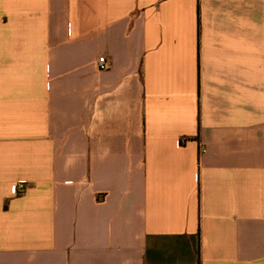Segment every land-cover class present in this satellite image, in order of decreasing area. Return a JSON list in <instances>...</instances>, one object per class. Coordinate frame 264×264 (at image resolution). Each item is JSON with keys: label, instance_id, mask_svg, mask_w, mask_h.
<instances>
[{"label": "crops", "instance_id": "1", "mask_svg": "<svg viewBox=\"0 0 264 264\" xmlns=\"http://www.w3.org/2000/svg\"><path fill=\"white\" fill-rule=\"evenodd\" d=\"M0 264H264V0H0Z\"/></svg>", "mask_w": 264, "mask_h": 264}, {"label": "built area", "instance_id": "2", "mask_svg": "<svg viewBox=\"0 0 264 264\" xmlns=\"http://www.w3.org/2000/svg\"><path fill=\"white\" fill-rule=\"evenodd\" d=\"M98 69L99 71H105L108 69V64L105 61V58L102 57L98 60ZM26 189L27 187L25 183H18L13 187L14 195L17 197L21 196L25 193Z\"/></svg>", "mask_w": 264, "mask_h": 264}]
</instances>
